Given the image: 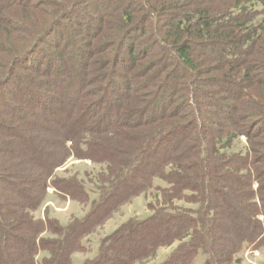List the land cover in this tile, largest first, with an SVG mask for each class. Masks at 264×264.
<instances>
[{"label":"trees","instance_id":"obj_1","mask_svg":"<svg viewBox=\"0 0 264 264\" xmlns=\"http://www.w3.org/2000/svg\"><path fill=\"white\" fill-rule=\"evenodd\" d=\"M18 1L0 0V89L24 103L28 119L0 94V264H72L74 252L87 251L84 241L141 194L151 197L148 213L99 237L95 253L79 264H193L199 253L203 264H244L246 251L261 250L264 163L252 144L264 131V0H86L102 18L114 14L115 20L92 49L70 37L73 30L84 32L83 18L92 16L80 9L83 0L38 2L61 6L42 10L46 18L56 15L45 23ZM124 1L122 12H115ZM134 6L144 12L134 13ZM78 18L82 22L63 31L62 40L54 39L66 28L64 20ZM12 20L25 30L13 32L6 26ZM145 25L151 32L145 46L159 49V64L154 61L155 85L141 103V94H130L118 78L136 56L137 41L128 38L144 35ZM44 44L69 47L64 60L71 66L80 55L89 62L76 72L61 67L55 76L54 56H40ZM103 46L104 52L113 49L104 61L90 58ZM201 53L211 66L193 58ZM34 55L41 67L32 62ZM90 64L93 80L87 77ZM102 64L108 67L101 73ZM17 68L43 70L46 77L23 76ZM22 80L29 85L25 99L15 84ZM46 85L55 88L50 111L31 91ZM99 88L92 99L91 90ZM179 89L178 104L189 112L182 123L167 118L178 112L168 103ZM109 91L120 92L122 100L96 110ZM246 104L254 114L240 111ZM70 156L91 166L62 168ZM49 187L60 201L80 205L82 214L62 224L49 208L42 210ZM160 247L171 248L156 262Z\"/></svg>","mask_w":264,"mask_h":264},{"label":"rangeland","instance_id":"obj_2","mask_svg":"<svg viewBox=\"0 0 264 264\" xmlns=\"http://www.w3.org/2000/svg\"><path fill=\"white\" fill-rule=\"evenodd\" d=\"M42 0H20L18 1V4H21L22 2L24 4H26V8H28L31 12L32 15L34 17V19L39 18L40 20H43L44 18H46V13H42V10H47L49 8L50 10H56L58 11L60 9V7L58 5H56L55 7L53 6H48L47 4H38V2H40ZM84 4L80 7V9L83 12H91V18L84 20L83 18V24L84 27L86 28V30L83 32L82 30H73L71 31V38L74 42H82L84 43L85 47L87 49H92L98 42L100 41H104L105 39L104 34H110L112 32V27H113V23H114V14H105L104 17H101V11L99 10V8L96 10L95 7L89 9L88 5L86 4V0H83ZM90 1V0H89ZM140 2H142V0H139ZM1 5V4H0ZM105 5V3H104ZM120 9L116 10L115 12L117 13H121L123 10V7L125 6V1L120 3ZM111 6V5H110ZM93 11V12H92ZM132 11L134 13H143L144 10L142 9H137V7H132ZM11 14V10L9 12ZM55 13H53V15H51L50 17L48 16L45 20V22H49V18L51 19L52 17H55ZM14 19L16 17H13ZM81 18L75 19V21H70L68 19L64 20V23L67 24L66 28L63 30H59L56 33L53 34L54 39L56 38V40L60 41L62 40L63 36H62V32L64 31L66 33L67 30H72L74 29L75 25L74 24H80L82 21ZM73 23V24H72ZM11 26V28L13 29V32L16 31L18 32V29L16 27L21 28L23 31L25 30L24 27H22V25L25 26V24L22 23H18L15 24L14 21H8V24H6V26ZM147 26V28L145 27V33L140 34L137 36L135 35L134 37H129L128 40H136V44L134 47V50H136V56H134L133 60V64L131 66V68L128 71H125L124 73L120 74V77L118 78V82L120 84H124V82L127 84V90L130 92V94H141L140 96V100L141 103H145L149 96L150 93H148L153 86L155 85V80L154 78H152L151 76H153V72L156 68V65H154V61H156L157 59H159V49L155 48L154 50H147L146 48V44L151 42V32H150V26ZM163 27L165 26V22L164 24L162 23ZM90 27V28H89ZM143 30V31H144ZM103 32V33H101ZM115 34V32H114ZM133 35V34H132ZM137 36V37H136ZM59 37V38H58ZM61 37V38H60ZM58 38V39H57ZM11 41V38L3 40L2 39V43H6L9 44ZM98 45V44H97ZM4 46V44H3ZM105 46V45H104ZM104 46L100 49L99 52L97 53H91L90 58L93 55H98L100 56V60H103L102 57L108 56V53L112 52V47L107 46L108 48L106 49L107 51L104 52ZM41 50L43 51L40 56H44L45 53H51L54 56V61L55 63L52 65V73L57 76L58 72H60V68L64 67V68H68L71 66L70 62L67 63L65 62V56H70L71 54V49L69 47H60V48H54L52 44H44L41 46ZM39 56V62H35L36 59V55H34L32 57V62L34 64H36L37 66L41 67V57ZM123 57V56H122ZM128 57V55H127ZM97 58V57H95ZM124 58V57H123ZM193 58L195 60H200V62L202 63V66H211L208 64H211L212 62L210 60V58H208L207 55H204L203 53L201 54H193ZM82 62H87L86 64H88L89 59L88 58H84L82 55L77 56V58L74 60V62L72 63L73 66V71L76 72L77 69L81 68V63ZM157 62V61H156ZM32 63V64H33ZM104 64V62H102ZM158 63V62H157ZM208 63V64H207ZM104 68L102 69H98V72H104L105 71V67H108L107 65H103ZM159 64V63H158ZM91 65L88 67V75L87 77H90L91 75H94L95 71L92 70ZM93 65H95V63H93ZM113 65V64H112ZM146 65V67L144 69H142L144 66ZM71 66V67H72ZM23 68V67H22ZM22 68H17L18 70H20V72H22L21 74L23 75V73H27L29 74L31 77L35 76V78L38 79H42L45 76L43 70L39 71V73H34V71H30L27 72L25 70H23ZM140 69H142L140 71ZM102 70V71H100ZM207 70H212L210 68H207ZM138 71V72H137ZM209 71V72H210ZM213 71V70H212ZM211 71V72H212ZM133 72L136 73V75H133ZM25 76V75H23ZM106 78L102 79V81L106 80ZM93 80V78H92ZM89 83L92 82L91 80L88 81ZM107 82V81H105ZM15 84H21L19 86H21V88L24 90H21V92L24 94L22 95L23 99L28 98L27 96V92L25 93V90L29 87L28 82H26L25 80H22V82L20 83L19 81H17ZM59 84H62L59 83ZM103 84V83H101ZM2 85V83H0V86ZM59 86V85H58ZM120 86V85H118ZM92 88L95 87V84H93L91 86ZM88 87V88H91ZM214 88V87H211ZM55 88L54 87H49L46 85V87H35V88H31V91L34 94H37V96L35 97V100H37V102H43V104L46 102V104L48 106H46L47 109H49V111L53 108L54 103H55V92H54ZM100 91L97 90H91L90 92V97L92 99L98 98V96L100 95V93L102 92L101 89L99 88ZM131 90V91H130ZM211 90H215V89H211ZM111 91H109V93H107V95L105 96V102L102 105H97L95 106L96 110H101L102 108L103 111H105L106 107H107V103L111 102L113 99H118V100H122V95L120 94V92H115L114 93H110ZM5 95L6 97H4V99L2 100L3 102L5 100H8L12 105V107H14L15 111H18V114L21 117H24L25 119H28L25 115V106L24 103L21 100L16 99L15 97H10V95L7 93V89L6 88H1L0 89V94ZM45 94H48V98L51 99L50 103H47V97L45 96ZM216 96L219 95V93H215ZM87 96V95H86ZM174 100H171L168 105H169V109H173V108H178V112H174L173 116H169L167 118L172 119L173 121L182 123L185 122L188 118H189V112L187 107L183 106L181 103L178 104V102L181 101V90L179 89V91H177V93L174 95V97H176ZM18 97H20L18 95ZM32 98V96H31ZM104 98V97H103ZM102 98H100L101 101ZM180 100V101H179ZM6 102V101H5ZM178 104V105H177ZM161 105H163L164 107L166 106L165 103H161ZM176 105V106H175ZM8 108V106H7ZM17 108H21V110H17ZM77 108V106H76ZM171 109V110H172ZM240 111L244 112V113H251L254 114V108L249 106V105H245L242 108L240 107ZM11 117H13L12 115H10ZM252 116V115H251ZM0 119H2L0 117ZM117 120V118H116ZM114 124V123H113ZM255 143L252 144V147L257 149V155L259 154V156L263 157V161H261V163H264V131L260 132L259 134L255 135L253 137ZM239 140H241V142L244 143V145L248 146V143H246V139L243 136H240ZM69 143H67L68 145ZM76 164V166L82 167L85 164L87 166H91L90 161L88 159H85L83 162L81 160H75L72 156H70L69 161L62 166V168H65L67 166H69V164ZM47 198H46V203L44 204V206H42V210H44V208H49L50 211V216H55L59 219L60 223L64 224L70 217V215H81L82 214V209L81 206L78 205L77 203L74 202H69V200H65V201H60V199L56 198L55 196H53V192H52V188L49 187L47 188ZM151 197L147 196L144 197L143 194H141L140 196L134 198L132 201H130L129 203L123 205L121 207V209L115 213L111 218H109L104 225H102L101 227H99L94 234H92L93 236H89L88 239H86L84 241V244L87 248V251L84 253H77L74 252L71 256L72 258V264H79L85 257H91L95 251H96V247L98 244V240L99 237L108 234L109 232H111L118 224H120L122 221H124L126 218L131 217V216H137V217H143L148 213V210L145 206L147 200H150ZM40 209V210H41ZM39 213V212H38ZM261 218V217H259ZM171 247H160L157 252H156V257L153 259L156 262H160L164 259V257L166 256V254L169 252ZM250 251V250H249ZM258 253L255 255H251L249 254L247 257H244L245 260H243L244 264H262V262L264 261V247L261 250H257ZM204 263V255L199 253L195 259L193 264H203Z\"/></svg>","mask_w":264,"mask_h":264},{"label":"built area","instance_id":"obj_3","mask_svg":"<svg viewBox=\"0 0 264 264\" xmlns=\"http://www.w3.org/2000/svg\"><path fill=\"white\" fill-rule=\"evenodd\" d=\"M257 253H258L257 250L246 251V252L244 253V257H247L249 254H251V255H255V254H257Z\"/></svg>","mask_w":264,"mask_h":264}]
</instances>
